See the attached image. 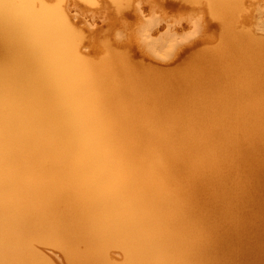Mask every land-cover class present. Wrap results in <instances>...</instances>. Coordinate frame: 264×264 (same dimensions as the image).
<instances>
[{"label":"bare ground","instance_id":"obj_1","mask_svg":"<svg viewBox=\"0 0 264 264\" xmlns=\"http://www.w3.org/2000/svg\"><path fill=\"white\" fill-rule=\"evenodd\" d=\"M66 1L0 0V264H264L255 0H179L220 33L174 68L90 56Z\"/></svg>","mask_w":264,"mask_h":264},{"label":"rangeland","instance_id":"obj_2","mask_svg":"<svg viewBox=\"0 0 264 264\" xmlns=\"http://www.w3.org/2000/svg\"><path fill=\"white\" fill-rule=\"evenodd\" d=\"M254 3L248 7L250 10L247 9L251 22L249 21L246 26L251 29V32L254 31V35L263 36L264 0H255ZM66 5L74 16L73 21L84 35L83 49L85 48L84 50L90 56H96L99 53L96 44L98 41L104 40L109 42L108 44L112 45L115 50L123 51L133 62L161 68H174L177 64L185 62L194 53V50L198 51V47L213 46V43L216 45L220 33L218 22L211 19L204 9L196 7V4L191 5L179 0H135L133 5L136 10L130 6L121 11H117L107 0H98L95 5L67 0ZM140 11L143 18L136 14ZM145 22H152L151 28H159V31L151 32L152 42L155 43L159 51L169 52H167L168 56L164 58L165 60L158 59V55L146 44L147 39H144L145 36L143 35L147 28ZM168 34L176 36L177 40L174 39L176 45L169 46ZM181 39L182 41H180ZM100 51L102 52V50ZM53 250L46 248L47 253L44 252L48 256L53 255L50 258L55 263L57 262L56 264H64L63 259L61 260L62 256L58 255L59 252Z\"/></svg>","mask_w":264,"mask_h":264}]
</instances>
